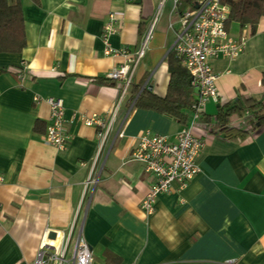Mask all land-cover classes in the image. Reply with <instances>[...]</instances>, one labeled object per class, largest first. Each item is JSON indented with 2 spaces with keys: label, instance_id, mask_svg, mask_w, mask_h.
<instances>
[{
  "label": "crops",
  "instance_id": "1",
  "mask_svg": "<svg viewBox=\"0 0 264 264\" xmlns=\"http://www.w3.org/2000/svg\"><path fill=\"white\" fill-rule=\"evenodd\" d=\"M161 1H21L27 44L19 53L0 52V66L8 70L0 74V264L34 263L41 243L53 232L62 240L74 222L64 264H73V236L80 230L93 264H264V124L242 138L192 126L205 141L200 172L182 190L174 183L160 194L152 215L141 209L152 176L130 155L138 136L149 129L174 139L185 124L134 107L130 95L140 85L165 97L166 58L178 31L164 25V33H153L100 159V127L79 118L108 116L121 91L106 78L126 61L124 54L103 51L109 15L117 16L111 46L133 52ZM259 19L254 34L250 25H229L236 37L243 31L249 37L238 57L212 59L219 101L207 103V117L239 96L264 100V15ZM13 68L22 69L23 78ZM50 96L64 100V129L71 135L65 149L42 140L51 122ZM93 172L97 182L87 188Z\"/></svg>",
  "mask_w": 264,
  "mask_h": 264
},
{
  "label": "built area",
  "instance_id": "2",
  "mask_svg": "<svg viewBox=\"0 0 264 264\" xmlns=\"http://www.w3.org/2000/svg\"><path fill=\"white\" fill-rule=\"evenodd\" d=\"M174 8H177L178 0H173ZM164 0L161 1L160 7ZM231 7L222 3L221 0H200L198 7L186 10L179 14L180 30L177 32L176 40L170 48L181 58L185 68L191 75L192 87L195 89L196 102L192 105L191 122L182 126L174 139L160 135L147 129L137 138V143L132 149L131 157L142 163L143 171L150 176L149 190L141 203V209L145 215L149 216L155 212L156 202L160 194L172 191L173 184L177 183L179 189L185 188L192 178L201 170L198 159L201 151L205 147V141L195 135L192 126L206 127L207 129H217L213 123L216 115L207 117L206 108L209 101H219L218 87L216 86L217 74L214 73L212 59L222 56L233 59L242 54L249 37L247 31H243L240 37L230 33L227 28V19L230 15ZM155 22V21H154ZM152 22L148 32L142 41L141 46L133 52L125 49H116L111 46L110 35L117 31V16L114 13L109 15L108 22L105 24L103 40L105 42L106 54H124L126 61L111 70L107 77L121 85V91L114 106L108 112V116L101 117L99 113H84L79 118L87 125H98L100 130L99 154L102 156L107 142H111L117 115L122 103L127 95V89L133 83V75L138 62L146 54L148 44L152 39L155 23ZM20 78H23L22 69L13 68ZM36 97L35 100H39ZM51 108V122L44 132L42 140L58 149H65L71 140V135L66 132L64 125L65 119L64 100L59 97L50 96L45 98ZM236 120L237 127L247 126L252 130L245 117ZM254 130H252L253 132ZM219 132H221L219 130ZM122 135V134H120ZM97 173L93 172L88 178L86 187L94 186L97 182ZM3 177H0V182ZM3 206L0 203V224L2 221ZM76 223L71 227L68 236L62 240L56 238L43 241L38 250L36 259L32 264H64L67 261V253L72 241V232ZM74 237L72 255L73 264H93V251L90 249L86 238L81 230Z\"/></svg>",
  "mask_w": 264,
  "mask_h": 264
},
{
  "label": "trees",
  "instance_id": "3",
  "mask_svg": "<svg viewBox=\"0 0 264 264\" xmlns=\"http://www.w3.org/2000/svg\"><path fill=\"white\" fill-rule=\"evenodd\" d=\"M22 0H0V52L19 53L27 44ZM231 7L227 19V28L232 22H238L241 26L250 25L251 32L257 29L259 18L264 15V0H221ZM200 0H178L177 12L192 10ZM145 26L140 27V35H143ZM168 63L170 81L167 93L160 96L140 85L130 95L134 107L152 109L168 115L178 122L187 124L192 111V105L196 102L195 89L192 87L191 75L183 65L181 58L172 49L166 58ZM0 66V74L7 72ZM103 78H99L102 80ZM108 79V78H107ZM110 80V79H109ZM264 84V75L262 78ZM249 114L245 120L251 124L252 130L264 124V100L254 97H237L229 103L219 107L214 126L223 132L226 137H245L251 133L247 126L237 127L236 120ZM110 256L107 255V262ZM115 258V257H114Z\"/></svg>",
  "mask_w": 264,
  "mask_h": 264
},
{
  "label": "rangeland",
  "instance_id": "4",
  "mask_svg": "<svg viewBox=\"0 0 264 264\" xmlns=\"http://www.w3.org/2000/svg\"><path fill=\"white\" fill-rule=\"evenodd\" d=\"M172 0H166L164 5L161 6V8L159 7L158 10V15H157V19L155 20V26H154V36H158L162 33H164V31L162 30L161 27H163L164 25H166L167 29L169 30V32H176L180 30L181 24L179 22V13L177 12V9H173L174 8V2H173V12L170 14L171 12V7L172 4H170Z\"/></svg>",
  "mask_w": 264,
  "mask_h": 264
},
{
  "label": "water",
  "instance_id": "5",
  "mask_svg": "<svg viewBox=\"0 0 264 264\" xmlns=\"http://www.w3.org/2000/svg\"><path fill=\"white\" fill-rule=\"evenodd\" d=\"M196 7H198V4H196ZM55 236H56V233H55V232H53V235H52V234H50V237H49V238H52V237H53V238H56Z\"/></svg>",
  "mask_w": 264,
  "mask_h": 264
}]
</instances>
